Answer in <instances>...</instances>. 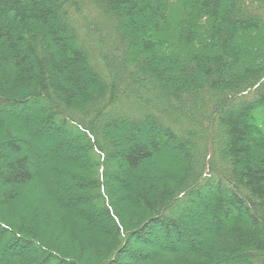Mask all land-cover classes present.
Here are the masks:
<instances>
[{
    "label": "trees",
    "instance_id": "obj_1",
    "mask_svg": "<svg viewBox=\"0 0 264 264\" xmlns=\"http://www.w3.org/2000/svg\"><path fill=\"white\" fill-rule=\"evenodd\" d=\"M0 264H264V0H0Z\"/></svg>",
    "mask_w": 264,
    "mask_h": 264
}]
</instances>
